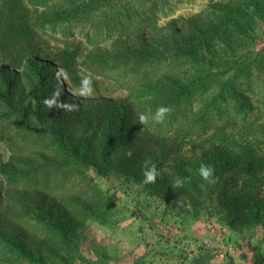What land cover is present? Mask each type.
I'll return each mask as SVG.
<instances>
[{
  "label": "rangeland",
  "instance_id": "374dc122",
  "mask_svg": "<svg viewBox=\"0 0 264 264\" xmlns=\"http://www.w3.org/2000/svg\"><path fill=\"white\" fill-rule=\"evenodd\" d=\"M161 1L165 4L158 13V28L148 33L147 40L157 42L167 30L168 36L182 46L194 45L212 74L221 72L226 62L224 67L233 66V71L248 70L252 85L242 81L241 88L253 90L245 96L258 111L253 110L248 122L230 124L227 139L211 137V131L194 140L170 138L171 144L154 148L137 159L122 157L129 150L120 152L104 175L91 170V179L101 191L88 193L84 203L92 204L89 215L69 226L80 248L74 257L60 252L52 233L33 227L20 229V224H15L12 218L14 201L10 193L5 196L0 189V227L7 235L21 240L35 257L46 258L48 264H264V173L261 164H257L264 158V0ZM91 2L96 6L86 8ZM102 2L0 0V44L7 36L12 48H16L3 54L0 51V64H10L19 72L32 63L49 67L45 74L58 108L64 101V107L86 114L84 111L88 109H99L103 100L129 98L131 93L113 81L114 72L99 73L96 68L90 71L86 67L87 56L96 49L86 45V34L95 32L101 36L109 31L107 17L118 16L113 11L108 14ZM113 4L120 9L141 7L140 0H115ZM15 12L14 29L10 30L8 24ZM58 14L65 16L64 19L58 20ZM88 19L98 22L97 29L89 28ZM130 20L135 22L137 18ZM63 28L70 32H63ZM141 43L137 37L129 45L137 50ZM112 45L108 41L103 50ZM146 70L151 73L141 88L144 96H151L173 82L189 83L197 76L193 64L177 58ZM128 72L124 69L119 74L125 78ZM75 75L91 78V96L80 95L87 90L74 85L71 78ZM25 80L23 77L20 88L24 91L25 104L32 106L34 98ZM201 92L202 96L193 103L195 111L215 97L218 89L210 85ZM9 151L0 141V186L3 187L1 166L11 157L20 158ZM161 152L164 153L160 156L163 157L161 172L151 190L143 183L142 163ZM244 153L245 160L254 158L256 175L243 187L240 182L228 191L214 188L224 178L239 172V157ZM202 163L214 167L215 183L209 184L199 175ZM152 164L150 161L149 167ZM186 177L190 179L184 180ZM176 179L184 183L174 190L172 184ZM76 185L77 190H83ZM58 202L52 208L55 212L60 206ZM0 251L6 252L7 248L0 244ZM10 261L20 264L15 258ZM4 263L0 260V264Z\"/></svg>",
  "mask_w": 264,
  "mask_h": 264
},
{
  "label": "trees",
  "instance_id": "16d2710c",
  "mask_svg": "<svg viewBox=\"0 0 264 264\" xmlns=\"http://www.w3.org/2000/svg\"><path fill=\"white\" fill-rule=\"evenodd\" d=\"M114 1L102 2L108 14L112 11L118 14L117 18L107 17L109 31L101 36L95 32L86 34V45L96 49L94 54L87 56L88 62L87 58L85 62L90 71L96 68L99 73L114 72L113 81L131 93L129 98L103 100L99 109H88L84 111L86 114L78 109L64 107V101L58 108L53 88L45 74L50 70L49 67H37L32 63L24 72H19L10 64H0V88L4 89H0V141L7 145L12 156L20 157L17 160L11 157L9 162L1 166L5 179L4 187L0 186L4 191L1 193L5 196L10 193L15 206L11 212L12 218L15 224H20V229H25V226L52 233L60 252L64 251L68 257L78 255L80 250L69 226L89 215L92 204L84 203L88 193L92 191V195L101 191L91 179V170L100 176L104 175L113 167V159L120 152L129 150L131 156L126 152L122 157L137 159L154 148L171 144L170 138L194 140L211 131L209 136L227 139L230 124L248 122L253 110L258 111L251 99L245 96L253 90L241 88L242 81L252 85L248 70L239 68L233 71V66L224 67L226 62L220 65L221 72L212 74L194 45L182 46L172 36H168V31L164 29V37L157 42L147 40L148 33L158 28V13L164 7V2L140 0V8L124 6L120 9L113 4ZM92 6H96L95 2L86 8ZM15 15L16 12L11 24H8L10 30L14 29ZM64 17L62 14L57 15L58 20ZM134 17L137 20L131 22L130 19ZM86 22L90 24L89 28L97 29L98 22L89 19ZM62 31L70 32L67 28ZM137 37L142 43L135 50L129 43ZM108 41L113 42L112 47L103 50ZM3 42L0 44L2 54L8 49H16L12 48L7 36ZM10 53L13 55V51ZM170 58L193 64L197 76L189 83L173 82L151 96H144L141 88L151 73L146 69ZM124 69L129 71L128 76L121 78L119 72ZM23 77L27 79L25 83L34 98L32 106L24 102V91L20 88ZM83 79L75 75L71 81L87 90L89 85L81 84ZM210 85L218 89V94L195 111L194 100L202 96L201 91ZM160 106L170 107L172 111L166 115L163 123H156L154 115ZM141 114L149 116L146 124L140 123ZM163 154L161 152L150 158L158 172H161L163 157L160 156ZM246 158V154H242L237 165L239 172L228 178L223 176V181L214 188L228 191L233 184L242 182L243 187L252 179L256 175V163L254 158L251 161ZM262 161L257 164H261L260 169L264 173V158ZM142 178L144 180L143 174ZM76 184L83 190H77ZM147 184L151 190L154 188V183ZM56 201L60 204L57 212L52 210ZM0 244L7 248L6 252L0 251V260L5 261L4 264H12L10 258L18 259L20 264H48L46 258L35 257L21 240L7 235L1 227Z\"/></svg>",
  "mask_w": 264,
  "mask_h": 264
},
{
  "label": "clouds",
  "instance_id": "9594fccd",
  "mask_svg": "<svg viewBox=\"0 0 264 264\" xmlns=\"http://www.w3.org/2000/svg\"><path fill=\"white\" fill-rule=\"evenodd\" d=\"M83 85H91L90 87L87 88L86 92H82L80 95L81 96H91L93 89H92V81L91 78L89 77H85L82 80ZM45 103H47V101H45ZM172 111V109L170 107L167 106H160L157 108L155 115H154V121L156 123H163L165 120L166 115L170 114ZM149 116L146 114H141L139 117L140 123L141 124H146L148 122ZM129 156H131V153H128ZM150 161L145 160L142 163V169H143V175H144V181L143 183L147 184V183H155L157 176L159 175V172L157 170V167L152 164L149 167ZM199 171V175L201 176V178L205 181H207L209 184L215 183V169L213 166L208 165V164H204L202 163L198 169ZM190 178L186 177L184 178V180H188ZM184 180L181 179H176L174 181V183L172 184V187L174 190H176L177 188H180L183 186Z\"/></svg>",
  "mask_w": 264,
  "mask_h": 264
}]
</instances>
